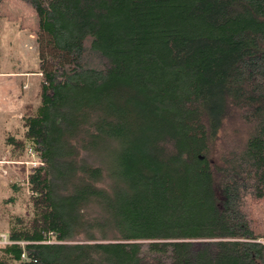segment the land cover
<instances>
[{
  "label": "trees",
  "instance_id": "obj_1",
  "mask_svg": "<svg viewBox=\"0 0 264 264\" xmlns=\"http://www.w3.org/2000/svg\"><path fill=\"white\" fill-rule=\"evenodd\" d=\"M10 10L41 78L0 145L40 165L0 264H264V0Z\"/></svg>",
  "mask_w": 264,
  "mask_h": 264
},
{
  "label": "rangeland",
  "instance_id": "obj_2",
  "mask_svg": "<svg viewBox=\"0 0 264 264\" xmlns=\"http://www.w3.org/2000/svg\"><path fill=\"white\" fill-rule=\"evenodd\" d=\"M12 15V10L0 12V72L23 71L27 74H36L39 63L36 39L33 38L31 31L21 29V21L13 18ZM26 80L31 84L24 91L23 99L16 100L10 115L0 116L1 143L5 130L10 132L17 128L20 129V109L30 102L38 104L36 96L40 77L31 76ZM0 161L2 162L0 165V203L9 198H16L18 208L25 204L30 196L27 178L33 159L29 156L25 159H14L12 153L4 152L1 146ZM13 186L19 188L20 191H16ZM6 230L7 223L0 218V234L6 233ZM78 240L82 241L83 237ZM0 245L6 244L0 243Z\"/></svg>",
  "mask_w": 264,
  "mask_h": 264
},
{
  "label": "crops",
  "instance_id": "obj_3",
  "mask_svg": "<svg viewBox=\"0 0 264 264\" xmlns=\"http://www.w3.org/2000/svg\"><path fill=\"white\" fill-rule=\"evenodd\" d=\"M31 76L40 77L38 74H27L23 71L0 72V116L11 114L13 105L16 104L19 93L22 90L25 91L29 88L31 82L28 83V80L26 79ZM19 98L18 101H21ZM6 133L7 131L5 130L3 135L5 136Z\"/></svg>",
  "mask_w": 264,
  "mask_h": 264
},
{
  "label": "built area",
  "instance_id": "obj_4",
  "mask_svg": "<svg viewBox=\"0 0 264 264\" xmlns=\"http://www.w3.org/2000/svg\"><path fill=\"white\" fill-rule=\"evenodd\" d=\"M28 156L31 159H33L32 165H31L32 167H37V166L40 165V162H38V159L36 157V154L34 153V151L32 149H29ZM0 165H2V162H0ZM0 243L6 244V245L7 244H13L12 242L9 241L7 235H5V234H2L1 235V241H0Z\"/></svg>",
  "mask_w": 264,
  "mask_h": 264
}]
</instances>
